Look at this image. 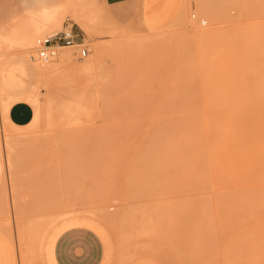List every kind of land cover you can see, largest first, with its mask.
Returning <instances> with one entry per match:
<instances>
[{"label":"rangeland","instance_id":"obj_1","mask_svg":"<svg viewBox=\"0 0 264 264\" xmlns=\"http://www.w3.org/2000/svg\"><path fill=\"white\" fill-rule=\"evenodd\" d=\"M64 11L28 49L70 23L88 56L68 47L46 59L64 64L24 98L29 125L0 109V220L15 227L20 264H42L48 230L72 216L105 224L121 261L264 264V0H186L149 35L102 0Z\"/></svg>","mask_w":264,"mask_h":264},{"label":"crops","instance_id":"obj_2","mask_svg":"<svg viewBox=\"0 0 264 264\" xmlns=\"http://www.w3.org/2000/svg\"><path fill=\"white\" fill-rule=\"evenodd\" d=\"M102 1L108 17L128 32L140 35H149L168 28L180 16L186 2V0ZM65 6L66 3L60 0H0V27L10 23L19 26L23 32H20V38L31 44L44 28L59 24L64 11L61 10L60 14V8ZM49 15L55 18H48ZM25 21L33 22L28 26ZM81 21L85 24L82 17ZM26 50L24 48L8 53L0 60V90L17 99L7 112L9 122L16 127L29 125L35 116L33 105L22 99L38 80V69L26 55ZM65 101L75 107L88 109L75 101ZM50 102L48 100L45 103L51 112ZM12 228L9 230L0 227V264H20L14 225ZM40 256L42 264H160L157 259L150 256L121 261L116 241L105 224L82 216L68 217L54 224L45 235Z\"/></svg>","mask_w":264,"mask_h":264},{"label":"bare ground","instance_id":"obj_3","mask_svg":"<svg viewBox=\"0 0 264 264\" xmlns=\"http://www.w3.org/2000/svg\"><path fill=\"white\" fill-rule=\"evenodd\" d=\"M76 1V0H75ZM75 1H73V2H75ZM73 2H71V4L70 5H72V3ZM70 5H68V6H70ZM67 6V7H68ZM66 6L65 7H63V8H60V14H61V10L63 11V10H65L66 11V8H67ZM70 8V7H69ZM64 11V12H65ZM74 11V10H73ZM75 12V11H74ZM54 13V12H53ZM52 13V14H53ZM73 13V12H72ZM54 14H56V13H54ZM74 14V13H73ZM59 15V12L57 13V16ZM75 16H76V14H75ZM42 18V17H41ZM46 18H47V16H46ZM48 18H55V16H48ZM37 19V18H36ZM75 19H76V22L84 29V28H86L85 26V24L81 21V17L80 16H76L75 17ZM51 21H53V19H50ZM21 21H23V20H21ZM36 21V20H35ZM26 22V21H25ZM33 21H31V23H32ZM205 22V21H204ZM22 23V22H21ZM26 23H28V22H26ZM30 22L28 23V26H31L30 24H31ZM36 22H34V24H35ZM206 23V22H205ZM37 24V23H36ZM39 24V23H38ZM33 25V24H32ZM35 26V25H34ZM21 30V28L19 27V26H15V25H13V23H10V24H8L7 26H5V27H0V53H1V51L2 50H4V48L6 49H13L14 51H11V52H9L10 54L12 53V52H15V51H17V50H20V49H24L25 48V50L26 49H28L29 48V46L32 44H30V42L28 43L27 41H25L24 39H21L20 38V32H22V30ZM85 31H87L86 29H84ZM201 31V30H200ZM199 32V31H198ZM204 32V31H203ZM206 32V31H205ZM23 33V32H22ZM53 33H56V32H53ZM52 33V34H53ZM50 35V34H49ZM48 35V36H49ZM22 36V35H21ZM198 37H201V38H203L204 37V35H203V33H199V36ZM46 38V37H45ZM44 39V38H43ZM42 40V39H41ZM40 41V40H39ZM38 41V42H39ZM61 48H68V47H60L59 49H61ZM72 48H74V47H72ZM27 51V50H26ZM26 51H23V52H26ZM19 52H21V51H19ZM22 52V53H23ZM27 53V54H26ZM25 54L31 59V61H33L34 62V64L36 65V67H37V69H38V80H37V82H36V84H35V86L32 88V90H30V92L28 93V94H26L22 99H23V101L25 100L24 98H26V97H28L29 95H31V94H34V92H35V90L37 89V87H38V84L40 83V77H42L44 74H46V72L47 71H49V70H51V69H53V68H56V67H58L59 65L61 66V65H63L64 64V60L62 59V57H60V58H58V59H54V60H50V61H48V60H46L47 58H45V59H42V58H40V56L39 55H37L36 53H32L31 51H27ZM88 56V55H87ZM86 56V57H87ZM85 57V58H86ZM3 57H1L0 58V60L2 59ZM84 58V59H85ZM52 71V70H51ZM50 71V72H51ZM48 73V72H47ZM39 93V92H38ZM35 95V94H34ZM19 98V97H18ZM15 100H17L16 98H11L10 96H8V95H6L3 91H1L0 90V109L3 111V110H8L9 109V107H10V105L15 101ZM37 101V103H38V106H39V108L41 109V112L43 113V115L44 114H46L47 116H49V114H48V106H46V103H44V101H42V99H41V97L40 96H38L37 97V99H36ZM26 101V100H25ZM50 117V116H49ZM236 118V117H235ZM49 121L51 120V119H48ZM235 120V119H234ZM50 122H52V120L50 121ZM218 128H219V126H217ZM207 129H205V131H206ZM216 132H217V130H216ZM222 132V131H221ZM218 133V132H217ZM191 134V133H190ZM189 134V135H190ZM194 134V133H193ZM223 134V133H222ZM222 134H220V135H222ZM189 135H187L188 137H189ZM218 135V134H217ZM187 137V138H188ZM218 138H219V141H220V137L218 136ZM222 138V137H221ZM195 140H196V138H194ZM193 140V139H192ZM219 143V142H218ZM213 144V143H212ZM220 145H218V147H219ZM222 147V146H221ZM220 147V148H221ZM204 160V159H203ZM196 161H197V159H196ZM205 161V160H204ZM190 162V161H189ZM201 163H202V161H201ZM195 166V165H194ZM196 167V166H195ZM193 168V170H195V169H199V168H201V167H198V168ZM219 167V166H218ZM195 172H196V170H195ZM193 173V172H192ZM191 173V174H192ZM197 173V172H196ZM192 176V175H191ZM203 184H205V183H203ZM205 186H206V184H205ZM261 187V186H260ZM259 191V190H258ZM216 195V194H215ZM239 196V195H238ZM258 198V197H257ZM256 199V198H255ZM258 200V199H257ZM233 202V201H232ZM252 203V202H251ZM255 204V203H254ZM252 205V204H251ZM243 206H245V205H243ZM236 207H238V206H236ZM255 208V207H254ZM223 211V210H222ZM248 212V211H247ZM253 212H255V211H253ZM234 214V213H233ZM255 214V213H254ZM259 215H260V213H258ZM261 215H263V214H261ZM256 216V215H255ZM264 216V215H263ZM263 216H260V217H263ZM232 217H234V215H232ZM252 217V216H251ZM257 217L258 216H256V219H257ZM246 218V217H245ZM259 218V217H258ZM227 219V218H226ZM231 219V218H230ZM247 219V218H246ZM255 219V218H254ZM256 219L254 220V221H256ZM262 220L264 221V219L262 218ZM1 221V220H0ZM232 221V220H231ZM259 222H260V220H259ZM253 223V222H252ZM255 223V222H254ZM236 226V225H235ZM0 227H3V228H6V223H3L2 221L0 222ZM248 228V227H247ZM256 230V229H255ZM255 230H253V231H255ZM240 231V230H239ZM238 231V232H239ZM240 233V232H239ZM250 233V232H249ZM255 233V232H254ZM225 234V233H224ZM238 234V233H237ZM257 234H258V232H257ZM231 236H233V234H230ZM259 236H261V234H258ZM225 236V235H224ZM242 237V236H241ZM255 239H257V238H255ZM261 241V240H260ZM240 242V241H239ZM252 243V242H251ZM222 244V243H221ZM249 245V244H248ZM19 246V253H21V249H20V245H18ZM223 246V245H222ZM238 246H240V245H238ZM237 248H239V247H237ZM241 251L239 252V253H237L236 255H238V256H240V258H241V254L240 253H242V252H244V250H243V248L242 247H240L239 248ZM257 249V248H256ZM255 249V251H257ZM254 250V249H253ZM260 250H262V249H260ZM262 254V253H261ZM248 256V255H247ZM249 257V256H248ZM236 261H238V260H236ZM241 261V260H240ZM244 262H242V263H240L239 262V264H243ZM258 263H261V261L259 262L258 261ZM258 263H255V264H258ZM261 264H263V263H261Z\"/></svg>","mask_w":264,"mask_h":264},{"label":"built area","instance_id":"obj_4","mask_svg":"<svg viewBox=\"0 0 264 264\" xmlns=\"http://www.w3.org/2000/svg\"><path fill=\"white\" fill-rule=\"evenodd\" d=\"M201 24L206 25L203 20ZM60 47L76 48L79 59H84L89 54V49L84 46V39L80 38L70 23H65L62 30L40 40L37 53L42 59L53 58L57 56Z\"/></svg>","mask_w":264,"mask_h":264}]
</instances>
